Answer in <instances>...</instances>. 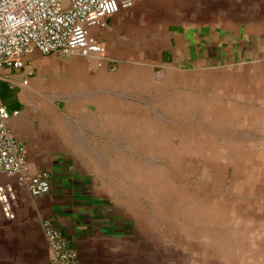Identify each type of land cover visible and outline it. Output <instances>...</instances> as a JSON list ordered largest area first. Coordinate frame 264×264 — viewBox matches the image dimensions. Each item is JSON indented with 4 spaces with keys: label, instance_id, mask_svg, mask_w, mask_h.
<instances>
[{
    "label": "crops",
    "instance_id": "obj_1",
    "mask_svg": "<svg viewBox=\"0 0 264 264\" xmlns=\"http://www.w3.org/2000/svg\"><path fill=\"white\" fill-rule=\"evenodd\" d=\"M222 1L132 0L91 28L100 66L35 52L0 74L28 171L50 176L39 197L0 176L1 264H51L46 218L78 264H165L169 242L187 264H264V0Z\"/></svg>",
    "mask_w": 264,
    "mask_h": 264
},
{
    "label": "built area",
    "instance_id": "obj_2",
    "mask_svg": "<svg viewBox=\"0 0 264 264\" xmlns=\"http://www.w3.org/2000/svg\"><path fill=\"white\" fill-rule=\"evenodd\" d=\"M132 5V0H0V74L23 69L24 57L35 52L75 54L100 66L104 46L91 28L104 27L108 17ZM27 83L25 78L22 84ZM18 112L0 103V176L14 177L16 186L39 197L49 192L50 176L45 171L29 173L24 145L8 127ZM16 201L14 185L1 182L0 215L13 219ZM41 225L51 264H78L77 254L52 221L46 218Z\"/></svg>",
    "mask_w": 264,
    "mask_h": 264
},
{
    "label": "rangeland",
    "instance_id": "obj_3",
    "mask_svg": "<svg viewBox=\"0 0 264 264\" xmlns=\"http://www.w3.org/2000/svg\"><path fill=\"white\" fill-rule=\"evenodd\" d=\"M194 4H195V11H193L194 13H202V15L204 14V13H208V12H211L210 10H205L204 9V7H206L207 8V6H211V10H212V14H213V17L214 16H216V15H218V13H219V9L220 8H224V7H228L227 8V10H229V8H231V6H233L234 7V5H235V2L234 1H226V2H221V0H211V2L210 3H204V2H201V3H195V2H189L188 3V9H190L191 8V6H194ZM247 6H249V7H251V3H249V5H245V7H247ZM234 9V8H233ZM233 9H231V10H229V13H230V11H232ZM173 11V10H172ZM174 12V11H173ZM250 14L251 13H249V16L248 17H245L246 19L245 20H251V18H250ZM203 154V152H199V154H197L196 156H195V158L196 159H201L202 157H201V155ZM181 165H182V167L184 168V169H186L187 168V162L185 161V162H183V163H180ZM202 164V163H201ZM186 183H184V184H182L181 186H180V188H182V187H184V185H185ZM198 186L199 187H201V185L200 184H198L197 183V185H196V187L198 188ZM183 190H186L187 189V184L185 185V188H182ZM198 206V205H197ZM184 213V215H185V217H188V214H187V211L186 212H182V211H180V213L178 214V215H181V214H183ZM183 215V216H184ZM212 217H214V214L212 213ZM165 228H167L166 226H165ZM170 228V227H169ZM187 227H179V230L180 231H183L184 229H186ZM1 233H3L2 231H1V229H0V244H2L3 242H5L6 241V239H4L3 241H2V235H1ZM5 238V237H4ZM168 249H170L169 251H168ZM176 249H179L178 248V246L177 247H174V248H172V243L171 242H169V243H165V251H167V252H165V260H164V262H165V264H173V262H175V261H177V262H179V264L180 263H183L184 262V264H187V258L185 257V258H177V257H174L173 256V254H172V252H177L178 250H176ZM0 253H1V251H0ZM170 253H171V255H170ZM4 258H6L5 257V254H4V256H3ZM1 258V257H0ZM3 258V259H4ZM189 260V259H188ZM1 264V263H0Z\"/></svg>",
    "mask_w": 264,
    "mask_h": 264
}]
</instances>
